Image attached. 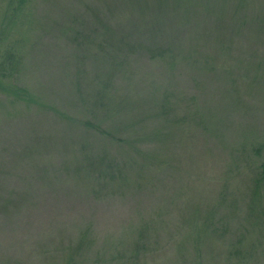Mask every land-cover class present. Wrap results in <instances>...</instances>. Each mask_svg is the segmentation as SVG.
<instances>
[{
  "label": "rangeland",
  "instance_id": "obj_1",
  "mask_svg": "<svg viewBox=\"0 0 264 264\" xmlns=\"http://www.w3.org/2000/svg\"><path fill=\"white\" fill-rule=\"evenodd\" d=\"M7 43L0 264H264V0H0Z\"/></svg>",
  "mask_w": 264,
  "mask_h": 264
},
{
  "label": "trees",
  "instance_id": "obj_2",
  "mask_svg": "<svg viewBox=\"0 0 264 264\" xmlns=\"http://www.w3.org/2000/svg\"><path fill=\"white\" fill-rule=\"evenodd\" d=\"M12 22H15L14 20H11ZM4 43H6V40L2 37L1 39ZM9 48L12 49V46L7 43L3 48ZM8 48L2 52H0V56H2V59L0 61V77L15 80V77L19 71V60L17 56H14V52L11 50H8ZM2 85L0 81V86ZM2 87V86H1ZM4 87V86H3ZM6 88V87H4ZM26 92L22 89H14V96H16L19 93ZM16 93V94H15ZM257 150V149H256ZM257 153L260 154L261 151L257 150ZM259 173L257 174V179L254 181V187L257 189H260L264 185V162L261 164L259 168Z\"/></svg>",
  "mask_w": 264,
  "mask_h": 264
}]
</instances>
